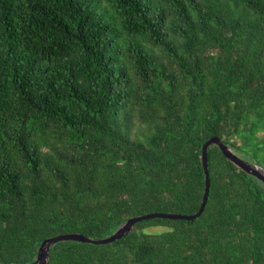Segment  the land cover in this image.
I'll use <instances>...</instances> for the list:
<instances>
[{
    "label": "trees",
    "instance_id": "16d2710c",
    "mask_svg": "<svg viewBox=\"0 0 264 264\" xmlns=\"http://www.w3.org/2000/svg\"><path fill=\"white\" fill-rule=\"evenodd\" d=\"M213 136L264 167V0H0V264L197 213ZM208 169L199 217L47 264H264V183Z\"/></svg>",
    "mask_w": 264,
    "mask_h": 264
},
{
    "label": "water",
    "instance_id": "95a60500",
    "mask_svg": "<svg viewBox=\"0 0 264 264\" xmlns=\"http://www.w3.org/2000/svg\"><path fill=\"white\" fill-rule=\"evenodd\" d=\"M212 144L218 145L223 151V153L237 166L242 168L244 171L256 176L264 183L263 166L256 163H252L249 160L243 158L229 145L223 142L218 136H213L203 145V165L206 172V186H205L203 201L197 213L187 215V214H179V213L152 212L148 214L134 216L121 223L113 234L104 238H92L79 232L58 234L56 236L47 238L46 240L43 241V243L40 246L38 256L32 264H47L50 259V250L52 246L59 241L75 240L80 242H91L96 244L110 243L119 240L128 233H130L133 230L135 224L138 221H141L142 219L154 218V217H166V218H180V219L191 220L199 217L205 210V206L207 204L210 193L211 180H210V172L208 169V149Z\"/></svg>",
    "mask_w": 264,
    "mask_h": 264
}]
</instances>
